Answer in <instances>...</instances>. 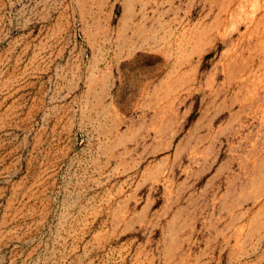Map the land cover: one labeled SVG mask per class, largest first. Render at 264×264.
<instances>
[{"label": "rangeland", "instance_id": "374dc122", "mask_svg": "<svg viewBox=\"0 0 264 264\" xmlns=\"http://www.w3.org/2000/svg\"><path fill=\"white\" fill-rule=\"evenodd\" d=\"M0 264H264V0H0Z\"/></svg>", "mask_w": 264, "mask_h": 264}]
</instances>
